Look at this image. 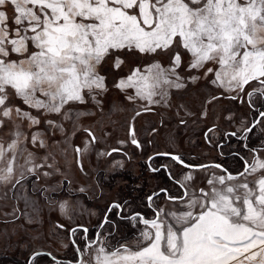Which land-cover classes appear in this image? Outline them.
<instances>
[{
  "label": "snow or ice",
  "instance_id": "6c2138e0",
  "mask_svg": "<svg viewBox=\"0 0 264 264\" xmlns=\"http://www.w3.org/2000/svg\"><path fill=\"white\" fill-rule=\"evenodd\" d=\"M261 45L264 0H0V116L11 118L9 89L50 113L84 103L85 93L105 88L98 66L122 49L154 54L182 47L191 53V69L213 65L207 72L214 84L230 91L252 81L264 85ZM11 53L17 59H9ZM172 61L174 72L178 51ZM120 63L117 58L115 67ZM154 68L150 75L137 69L116 86H136L137 95L150 100L170 83L169 71ZM257 93L264 95V88L250 95ZM16 114L39 122L20 109ZM258 116L264 118V110ZM15 148L16 141L7 148L0 144V179L13 171L15 157L8 153ZM245 164L244 182L233 183L239 177L227 170L213 175L207 190L192 193L183 210L167 214L170 220H145L153 231L141 234L135 250L100 248L95 264H264V160ZM257 172L262 174L250 185L248 177Z\"/></svg>",
  "mask_w": 264,
  "mask_h": 264
},
{
  "label": "rangeland",
  "instance_id": "374dc122",
  "mask_svg": "<svg viewBox=\"0 0 264 264\" xmlns=\"http://www.w3.org/2000/svg\"><path fill=\"white\" fill-rule=\"evenodd\" d=\"M8 15L12 17L11 9ZM8 24L11 27V19ZM174 51L180 53L181 62L171 72ZM117 58L122 61L118 68ZM9 59H17V54L11 53ZM191 61V53L182 47L154 54L118 50L97 68L105 78V88L85 93L84 103L67 104L59 113L30 107L9 89L6 106L12 108V114L11 118L0 116V144L7 148L16 141V148L8 153L15 157L12 173L7 180L0 179V264H26L29 258L28 264H77L80 257L79 264H95L100 248L105 253L123 252L142 243L141 234L153 231L151 225H141L137 231L141 234L134 238L128 235V225L122 224L121 236L127 235V239L114 243L101 238L86 244L77 239L82 238L80 231L73 233L76 242H72L70 235L76 225H99L111 202L127 199L125 187L139 191L137 185L146 184L142 187L146 191L140 192V188L136 194L141 202L157 190L160 179L149 176L145 165L150 155L178 154L192 166L210 163L218 158L215 148L224 133L239 135L264 110V95H250L264 85L252 81L243 90L230 91L212 82L215 77L207 68L213 65L191 69ZM155 65L169 71L170 83L161 84L150 100L137 95L136 86H116L137 69L150 75ZM16 109L39 122L21 118ZM212 126L216 130L208 135L207 145L205 134ZM133 139L141 143L140 148L133 145ZM249 140L253 147L262 148L259 158L264 160V118ZM158 164L167 165L189 191L184 202L160 200V221L170 220L168 213L183 210L192 193L207 190V181L223 174L215 168L185 169L166 158L155 161L154 166ZM142 172L147 174L132 185L129 173L138 176ZM261 174L249 176V184ZM242 182L243 176L233 181ZM130 206H125V212L134 210Z\"/></svg>",
  "mask_w": 264,
  "mask_h": 264
},
{
  "label": "flooded vegetation",
  "instance_id": "af4514ba",
  "mask_svg": "<svg viewBox=\"0 0 264 264\" xmlns=\"http://www.w3.org/2000/svg\"><path fill=\"white\" fill-rule=\"evenodd\" d=\"M257 117L251 121L249 127L245 130H243L239 135L236 132L229 131L223 134V136L218 139V142L216 144V153L218 155V158L216 160L211 161L210 163L204 164L209 165L208 168H215L219 171H221L223 174L225 173V170H227V173L232 174L233 176L241 177L240 173L245 171L246 164L252 163V160L250 159V154L254 157H259V146L253 147L251 144L250 134L254 128L257 127V125L251 130L248 131V129L252 126V124L257 120ZM216 130V126H212L205 134L206 144H210V140L207 139L209 137L208 135ZM137 143H133V145L140 148L141 143L136 140ZM257 145V142H255ZM214 148V147H213ZM262 150V148H260ZM120 151H116V153H119ZM110 153H113L110 152ZM158 154L162 153H154L150 155L146 159V168L148 170L149 176H154V178H159L160 182L159 184H156L158 186L157 190L149 192L145 200L143 202L138 200V196H136L137 192H139L142 188H146V184H138L137 187L139 188V191H136L134 189H130L129 187H125V191H127L125 196H128L127 199H120L119 201H113L109 204L107 207L105 213L103 214L102 222L98 225H86V226H79L76 225L73 227V232L70 235V239L72 242H76L75 237L73 235L74 232L80 231L82 232V238H77L81 241H85L86 244H89V240H93L94 243L101 240V238L109 239L108 242H115L119 240H126V238H122V224H127L129 228L128 235L133 236L134 238L139 237L138 230L141 229V225H146L144 223L145 220L152 221V220H160V215L162 213V205H160L161 201H166L170 203H179L184 202L187 197L189 196L188 188L178 179H176L171 171L169 170L168 166L165 164H158L156 167L154 166L155 161L166 158L167 160H171L176 165L181 166L185 169H188L181 165L178 161L173 160L172 158L168 157H162L157 156ZM165 154H171V153H165ZM176 155L180 158L179 161H182V158L178 154H172ZM129 158V157H128ZM184 162V161H183ZM186 163V162H184ZM187 164V163H186ZM189 165V164H188ZM216 165H219L220 167H215ZM192 166V165H191ZM202 166V165H199ZM237 171L236 173L234 171ZM146 173V174H147ZM144 175H138L135 180H131V184L134 185V181H139L141 177ZM128 180V181H129ZM146 183V182H145ZM127 184H129L127 182ZM129 188V189H128ZM153 189V188H152ZM146 189L142 188V191L145 192ZM200 193V190L197 192ZM158 200V202H157ZM117 205L119 207H117ZM131 205L134 207V210L132 212H125V206ZM130 206V207H131ZM136 220L133 222V220ZM131 225V226H130ZM150 225V224H148ZM121 237V239H119ZM121 247H125V245H122ZM80 260V258L78 259ZM75 264V263H74Z\"/></svg>",
  "mask_w": 264,
  "mask_h": 264
},
{
  "label": "water",
  "instance_id": "95a60500",
  "mask_svg": "<svg viewBox=\"0 0 264 264\" xmlns=\"http://www.w3.org/2000/svg\"><path fill=\"white\" fill-rule=\"evenodd\" d=\"M262 119V117L258 116L257 120L252 124V126L250 127L251 129H253L259 122ZM157 156H162V157H168V158H172L173 157H177L176 155H172V154H165V153H162V154H158ZM175 160V159H173ZM178 161V160H176ZM180 163V161H178ZM181 165H183L184 167L188 168V169H193V170H199V169H204V168H208L210 167L209 165H202V166H191V165H188L186 163H180ZM41 254H45V253H41ZM52 259L54 260V258L52 257ZM58 262L61 261V262H64L62 260H57ZM81 262V257H80V260L77 264H79ZM67 264H74L73 262H67Z\"/></svg>",
  "mask_w": 264,
  "mask_h": 264
},
{
  "label": "trees",
  "instance_id": "16d2710c",
  "mask_svg": "<svg viewBox=\"0 0 264 264\" xmlns=\"http://www.w3.org/2000/svg\"><path fill=\"white\" fill-rule=\"evenodd\" d=\"M144 174H146V172H142V175H144ZM129 176H130V178L129 179H132V180H135L136 179V177L135 176H133V174H130L129 173ZM121 229H123V228H121ZM124 230H126V228L124 229ZM122 233H123V230H122ZM126 232L124 231V234H125ZM85 243V242H84ZM120 247V246H119ZM122 248V247H121ZM41 255H44L45 257H47L46 256V254H41ZM48 258V257H47ZM30 259V258H29ZM29 259H28V261L27 262H25L26 264H28L29 263ZM24 264V263H23Z\"/></svg>",
  "mask_w": 264,
  "mask_h": 264
}]
</instances>
